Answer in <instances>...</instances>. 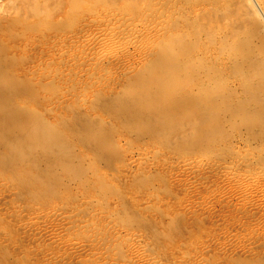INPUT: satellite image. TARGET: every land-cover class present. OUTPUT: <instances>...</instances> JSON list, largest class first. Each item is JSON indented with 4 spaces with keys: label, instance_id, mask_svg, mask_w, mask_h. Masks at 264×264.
<instances>
[{
    "label": "rangeland",
    "instance_id": "rangeland-1",
    "mask_svg": "<svg viewBox=\"0 0 264 264\" xmlns=\"http://www.w3.org/2000/svg\"><path fill=\"white\" fill-rule=\"evenodd\" d=\"M0 264H264V0H0Z\"/></svg>",
    "mask_w": 264,
    "mask_h": 264
},
{
    "label": "bare ground",
    "instance_id": "bare-ground-1",
    "mask_svg": "<svg viewBox=\"0 0 264 264\" xmlns=\"http://www.w3.org/2000/svg\"><path fill=\"white\" fill-rule=\"evenodd\" d=\"M256 1V0H255ZM255 3V2H254ZM259 10V9H258Z\"/></svg>",
    "mask_w": 264,
    "mask_h": 264
}]
</instances>
